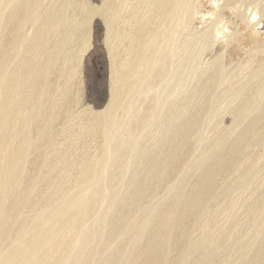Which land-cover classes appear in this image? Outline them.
Masks as SVG:
<instances>
[{
	"label": "rangeland",
	"instance_id": "obj_1",
	"mask_svg": "<svg viewBox=\"0 0 264 264\" xmlns=\"http://www.w3.org/2000/svg\"><path fill=\"white\" fill-rule=\"evenodd\" d=\"M0 63V264H264V0H0Z\"/></svg>",
	"mask_w": 264,
	"mask_h": 264
},
{
	"label": "bare ground",
	"instance_id": "obj_2",
	"mask_svg": "<svg viewBox=\"0 0 264 264\" xmlns=\"http://www.w3.org/2000/svg\"><path fill=\"white\" fill-rule=\"evenodd\" d=\"M18 13H19V11H18ZM11 43H13V42H11ZM19 89L23 90V87L19 86ZM235 96H246V97H248L249 95H248V93L245 94L243 90H239L235 93ZM263 96H264V86L258 88L256 91L251 93L250 100H253L256 102V101L262 99ZM21 114H23V113L21 112ZM165 163L167 164V162H164V163H162L163 166L161 168H159V170H161L162 172L166 170V167H164ZM89 209H90V205L85 204L82 208V211L86 212ZM110 227H114V229L116 231L115 237H118L119 236L118 232L120 229L119 223L113 220L110 223ZM177 228H178V226L174 225L172 223V221H168V223L165 224L164 216L163 217H157L156 223L153 226V228L151 229V231L149 232L150 233L149 235H151L153 237V239L157 238L158 240H160L163 245L164 244L170 245L171 244L170 241L172 239V236L176 235V231H177L176 229ZM76 232H77L76 227L74 225L70 226V223H68L66 227L60 228L58 230V232L55 234V236L52 237V239L47 244L46 250L39 249V248L35 247L31 250L32 253L30 255L29 260H28V258L23 259V257H18V258H16V260L14 261L13 264H56V261L58 259L62 258L63 252H67L69 250L70 244H71V242H73ZM115 237H111V239L109 241L110 244H113L115 242V239H116ZM148 260H151V258H149ZM148 260H145L144 263L145 264H161V262H162L160 260V258H156V259L153 258L149 262H148Z\"/></svg>",
	"mask_w": 264,
	"mask_h": 264
}]
</instances>
